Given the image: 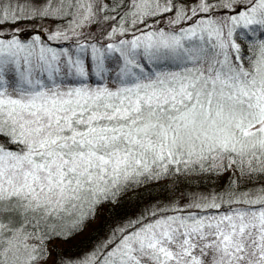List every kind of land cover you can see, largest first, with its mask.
Here are the masks:
<instances>
[{
    "label": "snow or ice",
    "instance_id": "1",
    "mask_svg": "<svg viewBox=\"0 0 264 264\" xmlns=\"http://www.w3.org/2000/svg\"><path fill=\"white\" fill-rule=\"evenodd\" d=\"M181 173L228 179L59 250ZM0 264H264V0H0Z\"/></svg>",
    "mask_w": 264,
    "mask_h": 264
},
{
    "label": "trees",
    "instance_id": "2",
    "mask_svg": "<svg viewBox=\"0 0 264 264\" xmlns=\"http://www.w3.org/2000/svg\"><path fill=\"white\" fill-rule=\"evenodd\" d=\"M88 31L95 33L96 25L93 24ZM227 179V173L219 178L210 173L188 175L181 173L146 182L125 193L117 203L105 205L85 232L66 243L57 242L59 250L68 258L78 257L112 229L126 225L129 220H134L148 209L158 210L169 204H183L186 198L194 199L222 191ZM243 187L254 190L259 187V183L253 181L244 184Z\"/></svg>",
    "mask_w": 264,
    "mask_h": 264
},
{
    "label": "rangeland",
    "instance_id": "3",
    "mask_svg": "<svg viewBox=\"0 0 264 264\" xmlns=\"http://www.w3.org/2000/svg\"><path fill=\"white\" fill-rule=\"evenodd\" d=\"M40 27H44V28H47L48 27V24L47 23H45L44 25H37V28H40ZM89 29H86V31H88ZM171 204H169V205H165V207L166 206H170Z\"/></svg>",
    "mask_w": 264,
    "mask_h": 264
}]
</instances>
